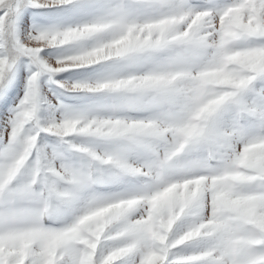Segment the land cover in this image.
Returning <instances> with one entry per match:
<instances>
[{
    "label": "rangeland",
    "instance_id": "1",
    "mask_svg": "<svg viewBox=\"0 0 264 264\" xmlns=\"http://www.w3.org/2000/svg\"><path fill=\"white\" fill-rule=\"evenodd\" d=\"M0 264H264V0H0Z\"/></svg>",
    "mask_w": 264,
    "mask_h": 264
},
{
    "label": "trees",
    "instance_id": "2",
    "mask_svg": "<svg viewBox=\"0 0 264 264\" xmlns=\"http://www.w3.org/2000/svg\"><path fill=\"white\" fill-rule=\"evenodd\" d=\"M246 37H247L246 39H248L249 36H246ZM248 41H249V40H246L247 43L250 42V41H249V42H248ZM57 97H58L59 99L63 100V98L60 97V95H58V94H57ZM114 110H115V109H114ZM41 220H44V208H42Z\"/></svg>",
    "mask_w": 264,
    "mask_h": 264
}]
</instances>
